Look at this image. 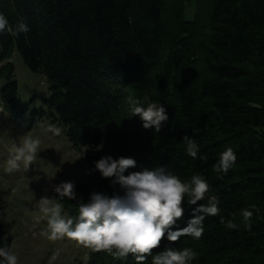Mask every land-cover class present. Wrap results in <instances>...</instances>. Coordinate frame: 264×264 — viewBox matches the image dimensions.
<instances>
[{
	"label": "trees",
	"instance_id": "1",
	"mask_svg": "<svg viewBox=\"0 0 264 264\" xmlns=\"http://www.w3.org/2000/svg\"><path fill=\"white\" fill-rule=\"evenodd\" d=\"M0 13L13 29L22 18L29 27L18 36L0 33V92L11 111L26 110L10 61L18 53L47 79L48 109L74 147L97 152V161L134 158L125 175L167 166L182 180L202 174L208 181L220 215L205 218L201 239L170 244L165 236L153 255L192 248L199 254L192 264H264V0H0ZM146 96L167 111L159 133L132 116ZM185 135L199 145L197 158L188 155ZM228 147L238 159L218 178L213 165ZM90 184L79 202L115 190L99 174ZM79 202L63 204L69 216L78 215ZM196 206L185 200L173 230L187 225ZM242 209L254 213L250 231ZM4 210L0 188V247L11 248ZM221 217L240 227L227 229ZM88 250V264H135L132 255Z\"/></svg>",
	"mask_w": 264,
	"mask_h": 264
},
{
	"label": "clouds",
	"instance_id": "2",
	"mask_svg": "<svg viewBox=\"0 0 264 264\" xmlns=\"http://www.w3.org/2000/svg\"><path fill=\"white\" fill-rule=\"evenodd\" d=\"M5 31L18 36L27 33L29 27L22 18L15 28L9 27L7 17L0 13V33ZM146 102V106L144 104ZM144 102H136L131 109L132 116H139L145 129H154L159 133L169 117L163 104L151 101L147 96ZM48 131L59 136L61 129L55 125ZM188 155L197 158L199 145L193 138L185 135ZM40 140L25 137L22 145L13 144L7 160V171L19 170L23 165L25 171L36 161L40 153ZM206 160V156H200ZM238 157L231 147L220 153L213 171L218 178L234 167ZM137 162L131 157L114 159L111 155L102 156L95 162V170L101 176L110 179L115 189L111 195L106 192L93 191L87 202L78 203L77 216H65L61 202L65 197L77 199L75 184L62 182L54 186L57 197L42 196L37 202L38 210L47 219V230L40 234L50 240L70 238L91 248L96 252H105L116 259H126L132 255L135 264H146L149 256L151 264H192L198 253L192 248L177 249L167 247L153 255L167 238L170 244L178 242L181 237L190 236L199 240L204 233L203 221L207 216H219L218 198L209 195L210 185L202 174H193L190 179L182 180L170 172L167 166L141 171L125 172L135 168ZM197 205L192 209L191 218L183 228L174 227L184 216L183 204ZM207 200V203L200 201ZM255 208V206H252ZM258 211V209H257ZM245 230L252 228V210L242 209L240 213ZM220 223L227 229L237 230L240 225L232 219ZM0 264H18V256L10 248L0 247Z\"/></svg>",
	"mask_w": 264,
	"mask_h": 264
},
{
	"label": "rangeland",
	"instance_id": "3",
	"mask_svg": "<svg viewBox=\"0 0 264 264\" xmlns=\"http://www.w3.org/2000/svg\"><path fill=\"white\" fill-rule=\"evenodd\" d=\"M193 11L192 4L190 15ZM10 61L19 99L26 105V110L18 115L3 102L0 92V188L5 192L4 219L11 226L10 249L18 256V264H88L89 250L84 245L67 237L53 241L40 234L48 226L36 202L42 196L58 198L54 186L69 181L76 186L75 200L79 202L81 189L91 187V176L101 175L95 170L97 152L74 147L66 128L57 116L50 114L45 76L32 72L18 53ZM4 83L0 79V90ZM53 125L62 130L59 136L48 131ZM25 137L40 140L38 158L27 171L21 165L19 170L9 172L6 169L12 145H22ZM67 200L65 197L61 202ZM64 215L69 216L65 206Z\"/></svg>",
	"mask_w": 264,
	"mask_h": 264
}]
</instances>
